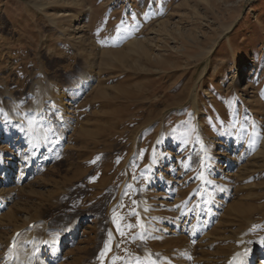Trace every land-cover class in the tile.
<instances>
[{
	"label": "rangeland",
	"instance_id": "374dc122",
	"mask_svg": "<svg viewBox=\"0 0 264 264\" xmlns=\"http://www.w3.org/2000/svg\"><path fill=\"white\" fill-rule=\"evenodd\" d=\"M38 142L27 179L0 186L4 243L65 240L51 264H101L109 234L103 264L248 255L264 240V0H0L12 182ZM191 200L207 246L169 233Z\"/></svg>",
	"mask_w": 264,
	"mask_h": 264
},
{
	"label": "bare ground",
	"instance_id": "6f19581e",
	"mask_svg": "<svg viewBox=\"0 0 264 264\" xmlns=\"http://www.w3.org/2000/svg\"><path fill=\"white\" fill-rule=\"evenodd\" d=\"M81 16L80 12H76L75 14H73L71 16V18L68 21V24L65 27V34H71L72 30V23L77 21ZM239 73H237L238 75ZM242 90V89H240ZM239 90V91H240ZM62 102V101H61ZM64 104V103H63ZM196 114V113H195ZM20 124V121H18V125ZM23 127L22 125L16 126V129L20 130ZM7 138H10V140H12L14 138V134L11 133L9 136L6 135ZM13 136V137H12ZM36 152L35 150L31 149L30 147H28L26 150H23L22 154L20 155V161H21V165L19 166V168H17V172L18 175L15 176V181L12 182V180H14V178L10 177L11 173H12V165H10V167H3L0 164V171H2V175H6L3 178H1V183L0 186L4 185H11V183L15 184L18 183L20 181V179H22V181L24 179H27L28 174H31L36 166L38 161H36V159L38 158L40 153V143H36ZM48 148V147H47ZM47 154L42 155L41 156V160L46 161V157ZM35 163L36 166H33ZM12 184V185H13ZM1 193V191H0ZM4 198L0 199V208H1V204L5 203L4 202ZM175 201V199L173 200V202ZM193 200H191L190 202L188 201L186 204L182 205V208H177L178 210L176 211V219L175 221L171 222L169 221L167 223V226L171 229L172 228V232H170L171 230H169V233L174 234L175 236L177 235H184V240L187 241V243H195L197 240V243H200L203 246H207L210 243V240L208 237L204 236L206 235V233H199L197 232V230L202 227V226H207L209 223L207 221V216L206 215H202L200 218L198 219H194L193 218V214L196 213L194 212V210H197V208L192 209L193 205H192ZM190 207V208H189ZM175 208V207H174ZM188 208H189V212H188ZM174 210V209H173ZM146 212L145 210H143L141 212V220L144 221L143 223H145L146 220ZM209 219V218H208ZM5 219L1 218L0 219V248L5 246L4 252L2 253L1 257H0V264H51L54 263L55 259L57 258L58 255V250L59 248H61L62 246H65V240H61V242L59 243V238L58 240H54L52 241H48V242H43L41 243V245H35V243L31 240V238L29 237H24L26 238V240L23 241H19V236H16V233L18 230L14 229L11 235V241L9 240V242L4 243L5 240V236H3V229H5L6 224L4 223ZM204 224V225H203ZM68 234L65 233V236ZM35 254L39 255V262H36L35 259H32L31 257L34 256ZM45 256V258L43 259L42 257ZM254 256H257L258 262L259 264H264V240L258 241L257 243H255L254 249L251 251V253L245 254L242 250H238L235 252H229L226 257H225V262L224 264H253V258ZM149 264H176V262H172V259H165L163 258L162 261H156L154 262V260L152 258H148L147 259Z\"/></svg>",
	"mask_w": 264,
	"mask_h": 264
},
{
	"label": "snow or ice",
	"instance_id": "6c2138e0",
	"mask_svg": "<svg viewBox=\"0 0 264 264\" xmlns=\"http://www.w3.org/2000/svg\"><path fill=\"white\" fill-rule=\"evenodd\" d=\"M115 222L116 221L114 219V223ZM137 224L139 225V220H137ZM128 227H131V226L129 225ZM117 229L119 231V234L121 236H123L124 232L119 229V225H117ZM109 251H111V234H109V240L107 242H105L104 250L101 251V253H100L101 264H103V257H105L108 254ZM118 259H119L118 257H112V264H117ZM230 264H231V262H230Z\"/></svg>",
	"mask_w": 264,
	"mask_h": 264
}]
</instances>
